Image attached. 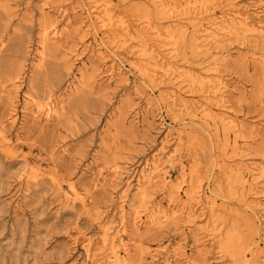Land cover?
Instances as JSON below:
<instances>
[{
	"label": "rangeland",
	"instance_id": "374dc122",
	"mask_svg": "<svg viewBox=\"0 0 264 264\" xmlns=\"http://www.w3.org/2000/svg\"><path fill=\"white\" fill-rule=\"evenodd\" d=\"M130 1L0 0V129L14 147L11 154L0 150V264H104L107 251L101 244L100 225L107 220L119 228L121 218L126 223L125 264H186L188 259L230 264L229 258L220 257L216 240L201 238L208 230L203 231L207 218L200 208L192 225L184 218L160 228L139 225L136 230L132 225L133 211L142 208L136 179L146 162L159 163L173 186L180 181L178 165L167 163L173 150L181 149L188 170L198 168L201 175L215 159H209V153L220 157L216 142L197 132L198 125L180 123V117L165 108L171 83H150L140 74L132 47L136 40L118 48L111 34L96 23L100 8L93 5L108 2L132 25L131 31L146 21L167 27L157 13ZM234 7L249 20L264 23V0H235ZM39 24L49 26L51 36L55 30L58 33L45 45L44 63L36 64ZM251 40L244 45L225 42L218 71L230 113L244 128L246 143L241 142L240 149L250 156L246 164L256 166L264 161V68L256 57L264 53V44ZM177 53L175 60L189 71L207 65L209 54L194 52L186 42L178 44ZM79 72L92 88L88 100L80 97H87L80 90L68 96L73 75ZM60 100L64 108L58 115L46 120L35 113L37 101ZM180 131L185 136L177 144ZM193 153H198L197 160L190 158ZM37 168L38 181L31 174ZM123 169L130 174L119 181L115 171ZM128 181V195L123 198ZM160 181L154 178L145 192L172 212ZM213 186L211 181L209 188ZM79 198L85 200L84 208ZM225 206L241 210L234 204ZM245 214L253 218V234L234 216H229L234 225L225 234L245 233L243 243L264 240V211ZM87 241L90 253L84 248ZM181 249L188 259L178 255Z\"/></svg>",
	"mask_w": 264,
	"mask_h": 264
},
{
	"label": "bare ground",
	"instance_id": "6f19581e",
	"mask_svg": "<svg viewBox=\"0 0 264 264\" xmlns=\"http://www.w3.org/2000/svg\"><path fill=\"white\" fill-rule=\"evenodd\" d=\"M138 1L139 6L145 10L157 13V19L167 24L165 28L162 23L154 24L146 21L140 27L131 31V26L122 19L115 10L109 7L108 2L100 5H93L100 10L95 15L96 23L99 27L109 32L112 41L121 47L128 40H136L132 47L135 48V56L140 74L150 82L171 83L172 94L164 101L167 111H172L178 115L180 123L188 122L198 125L197 132L204 135L213 146L219 149V157L209 153L211 161L208 170L201 175L199 169L187 168V161L182 158L181 149H175L172 157L167 159V163H176L180 170V181L171 185L170 174L160 172V164L155 160L145 163L139 172L137 190L142 197L140 210L133 211L132 225L138 230L139 225L147 229L153 227H163L174 219H185L189 225L194 223V216L200 208L201 214L206 213L207 228L201 238L216 240L220 257L229 258L230 264H264V240H250L243 243L245 233H228L225 230L232 228L234 220L230 222V217L239 218L243 221L253 234L251 226L253 218L245 214V211L257 213V210L264 211V161L256 166H249L246 160L250 158L240 149L241 142L245 140L242 133L243 125L230 112L223 97L225 84L218 71V65L223 60V47L225 42H234L237 45H244L251 39L261 41L264 44V23L253 22L245 12L234 7L235 0H132ZM130 1V2H132ZM223 4V5H221ZM144 23V22H143ZM40 40L35 58L36 64L45 61V45L58 33L56 30L51 36L49 26L39 24ZM110 36V37H111ZM3 40L0 38V53H2ZM178 41V42H177ZM186 42L196 53H208L207 65L198 71H189L179 65L175 60L179 54L177 46ZM106 47V42L102 41ZM101 46L97 44L96 50L100 52ZM252 55H255L252 53ZM259 64L264 68V53L256 54ZM89 79L82 73L73 75V81L68 86L70 95L76 91H82L85 95H80L83 100H88L91 93ZM75 91V92H74ZM18 87L16 94L18 93ZM73 92V93H72ZM26 96H30L27 94ZM188 96L190 100L183 97ZM64 100L47 103L36 102L35 108L38 115L44 116L46 120L58 115L64 108ZM26 102V100H25ZM189 102V104H188ZM12 111H16L12 108ZM188 135V134H187ZM186 135V136H187ZM183 135L177 133L176 141L179 144ZM246 143V141H244ZM221 143L222 146L219 145ZM228 147V148H227ZM0 150L12 153L14 147L10 144V139L3 134L0 129ZM222 156V159H221ZM198 153H193L190 158L197 160ZM225 158L231 161L238 159L234 164L225 163ZM159 161V159H158ZM252 164V163H251ZM32 178L39 180L41 173L37 168L31 172ZM116 178L121 181L122 176L129 175V170H116ZM203 177V178H202ZM154 178L161 179L160 183L168 191V206H163L151 199L145 192L147 185L153 184ZM214 185L209 188V184ZM216 181L219 183L215 185ZM124 191L127 197L130 188L129 181ZM59 185V184H58ZM207 189L209 194H207ZM74 193H70L73 196ZM75 195V194H74ZM74 199L76 198L73 196ZM121 197V196H120ZM122 198V197H121ZM217 198L222 204H217ZM82 207H85V200L79 198ZM223 201H227L224 203ZM225 204L240 206L241 210L230 209ZM120 212H125L124 206L120 205ZM244 212V213H243ZM120 227L114 226L111 221L101 223V244L105 246L106 258L104 264H125L123 257L127 253L124 244L126 234V223L121 218ZM201 229V228H200ZM263 232V229H261ZM260 230V231H261ZM90 242L84 245L85 251L90 253ZM151 257L155 253L150 251ZM178 255L188 259L189 256L181 249ZM186 264H197L196 260ZM179 262V261H178Z\"/></svg>",
	"mask_w": 264,
	"mask_h": 264
}]
</instances>
